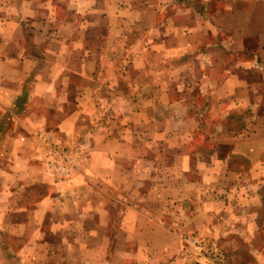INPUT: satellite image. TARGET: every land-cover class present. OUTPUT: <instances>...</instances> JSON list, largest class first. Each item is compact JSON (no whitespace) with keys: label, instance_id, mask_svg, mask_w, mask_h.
Listing matches in <instances>:
<instances>
[{"label":"rangeland","instance_id":"rangeland-1","mask_svg":"<svg viewBox=\"0 0 264 264\" xmlns=\"http://www.w3.org/2000/svg\"><path fill=\"white\" fill-rule=\"evenodd\" d=\"M163 1L165 0L161 3H164ZM176 1L177 4H182L181 9L177 7L182 11V19L175 20L176 22L174 11L178 10H174L173 5L168 6L163 13H159L157 7V12L151 10L152 24L147 21L149 14L144 11L140 14L142 16L145 13L143 18H140L146 23H125L127 17L124 22H119L115 34H111L118 43L116 47L113 46L112 61L100 62L101 57H106L105 52L102 47H97L94 51L93 45L92 50L97 55L96 63H81L87 74L91 75L90 80L86 78L84 81L78 75L67 80L61 76L50 79L34 78L31 77L33 70L30 75L21 78L17 65L7 63V77L1 82L5 90L6 105H0V263L144 264V255L140 252L133 253L130 245L127 252V245L123 244L127 239L123 235L119 233L113 238L104 231L110 224V219L116 230L120 228L118 216L124 208L120 205L112 206L110 199L111 196L115 198L121 194V188L124 186L111 193L109 182L104 185L107 189L103 190V194L98 191L100 187L97 189L96 185L90 182L76 184L73 188L65 190L66 199L69 201L68 211L73 219L70 225H67L69 228L66 232L70 235L66 239L56 236L52 238V233V236L46 234L32 239L24 236L42 222V218V227L39 229L50 231L48 222L54 212L34 216L38 211L36 203L43 198L42 195L52 189V185L45 180L46 175L39 172L40 168H43L44 172H50L56 179L67 180L77 177L83 170H91L92 166L105 167L106 160L94 157V151L107 149L108 143L109 149L121 154L131 153L130 156L134 157L128 161L127 158H114V165L121 171L123 168L120 166H128L134 169L135 180H141L145 176L147 181L151 173L152 183L165 184L164 190L157 187L150 194L146 192L151 201L156 202L165 198L172 200L181 193V190L174 189V185L180 183L176 175L179 166L185 164L184 157L180 156L182 144L189 143L190 147L186 150L195 151L196 157L202 163L211 162L210 164L218 167L222 165L220 158L209 159L206 156L213 147V133L227 129V135L235 136L241 133L239 136L243 138L256 133L257 142L252 143L250 148L256 150V147L264 144V80L254 76L258 61L252 53L239 55L223 52L221 47L218 51L215 49V39L221 40L229 33L226 29L228 19L224 30H210V34L199 36L198 26L206 13L204 5L191 0ZM154 3H158V0H149L148 4L154 7ZM210 5L216 6L217 1L210 0ZM60 18L72 19L71 21L78 23L85 19V16L79 18L64 13ZM161 18H164V22L169 20L172 25L168 23V28L162 30ZM210 20L211 25L218 23L212 15ZM23 23L28 24V21L23 20ZM177 25H181V31L179 27H175ZM23 26L24 30L18 24L10 28V36L7 39L11 41L9 45L4 46L2 54L14 56L15 50L32 41L34 33L30 26ZM192 27L195 30H191ZM53 30L48 33L51 37H72L76 34V31L70 28ZM100 33L96 35L97 39L105 41L108 32L102 29ZM44 34L39 32L37 38ZM176 39L182 40L183 48L178 50V47H175ZM197 39L203 43L210 41V52L205 46L198 50ZM15 40L19 46H15ZM159 41L165 44H158ZM192 41L195 42L193 47ZM210 55L219 61L229 59L230 70L234 69L233 65H236L237 60L243 61L241 70L247 78V85L259 81L260 91L250 90L244 99L242 95L235 94L226 103L216 102L212 95H208L216 83L210 84L211 81H204L206 78L200 75H206L209 71L207 66L211 68ZM71 57L74 58L71 64L79 70L81 65L75 60L77 55L72 53ZM46 65L43 62L39 67L46 68ZM198 70H201L200 74ZM234 71H237V68ZM59 72H55V75ZM47 81H54L56 85L47 90ZM86 83L90 85V89L86 87ZM201 83H204V86L198 88ZM37 84L40 88L37 89L38 93L34 94L32 90H35ZM96 86L98 89L95 92ZM252 89H255V85ZM240 100L244 102L240 104ZM71 113H75V116L71 122L74 128L70 137L61 134L59 130L52 131L51 135L49 131L53 126ZM43 119L48 123V127L33 131V120L37 123ZM241 125L243 126L240 129ZM96 144L99 149H95ZM223 152L226 151L222 150L221 153ZM229 162L230 166L243 167L244 170L241 175L234 171L225 174V178L228 177L226 180L223 173L220 174L216 188L221 189V194H225L224 190H227L228 186L237 191L239 180L248 181L251 178L248 174L250 169L259 167V164L253 166V160L240 156L231 157ZM192 165L195 166L196 163L193 162ZM261 166H264V161ZM156 168L168 173L158 180L154 174ZM38 178L45 181L41 182ZM261 178L263 185L259 191L260 216L255 224L252 223L254 227L248 233L241 235L240 232L233 231L239 230L237 226H226L227 223L222 220L218 222L212 218L208 224L210 236L197 230L185 231L178 252L169 254L166 264H175L177 259L181 264H191L185 260L186 253L183 254L188 248L184 242L187 237L201 239L209 246L216 245L223 253L226 264H260L264 260V177ZM134 191V197L141 196L143 192L142 189ZM55 193L56 191L51 192L52 195ZM190 207V203H183L181 211L187 212ZM156 208L154 205L148 210L155 211ZM171 209L174 210L173 207ZM100 210L109 219L106 226L105 221L103 226L98 221ZM159 214L157 210L155 217L158 219ZM36 219L40 222L36 223ZM180 221L182 225L183 221ZM215 228L222 231L220 236L211 235ZM101 229V237L96 236ZM22 247H26L25 251L28 252L20 254L18 251ZM25 255L27 257L24 261ZM159 257L160 255H154L155 262L159 261Z\"/></svg>","mask_w":264,"mask_h":264},{"label":"crops","instance_id":"crops-1","mask_svg":"<svg viewBox=\"0 0 264 264\" xmlns=\"http://www.w3.org/2000/svg\"><path fill=\"white\" fill-rule=\"evenodd\" d=\"M161 1L162 0H158V3H154V7H151V5L148 4L149 0H0V19H2V21L0 20V105H6L4 101L5 90L1 82L7 77L8 62H12V66L15 64L17 65L18 75H20L21 78L30 75L33 70L34 73L31 77L34 78L46 77L50 79L55 76H61L67 80L74 75H78L80 79L82 78L84 81L86 78L90 80L91 75L87 74L81 63H96L97 55L94 51L97 47H102V51L105 52L104 55H106V57L100 58V62L112 61L113 46L116 47L118 43L117 39L112 37L111 34L113 32L115 34V31L119 27V22H124L125 17H127L125 23L130 21L131 24H136V22H144L141 18H143L142 16L147 12L149 14V20L147 21L150 23L151 10L157 12L158 8L159 13H163L168 6L173 5L174 10L177 9V7L180 9L182 7V4H177L176 0H165L163 1L164 3H161ZM191 1L202 3L204 5V12H206L203 15L202 21L199 23L198 27L200 34L198 35L210 34V30L216 32L217 30H224V24L228 19V23L226 22V29L229 33L221 40L215 39L216 42L214 44L217 45L215 49L218 51V48L221 47L220 49L223 52H234L239 55H250V53H252L256 61H258V63L256 62L257 69L254 71V76L264 80V0H216V6L210 5V0ZM177 10L178 12L174 11V16L176 18L174 21L182 19V11L179 9ZM142 11L145 13L141 16L140 14ZM64 13L79 18H83L84 15L85 19L80 20L78 23L71 21L72 19L62 18V21L60 17L61 14ZM210 15L217 19L218 23L215 22L214 25H211L212 21L210 20ZM163 19L161 18L162 30H166L168 28V23L169 25L172 24H170L169 20L166 21L167 23L164 22L165 20ZM23 20L28 21V24H22ZM178 22L180 24L182 23L181 21ZM14 24H18L22 30H24L23 25H29L34 35L32 36L31 42L25 43L17 51L15 50L14 56L8 57L2 54V50L4 46H7V44L9 45L11 41V39L7 38L10 36L8 34L9 30ZM175 27H179L181 31V25ZM54 28L63 30L70 28L76 31V34H73L72 37H51L48 33H50V30L54 31ZM102 29L108 32L105 41L97 39L96 37L97 34H101L100 32ZM191 30H195V28L192 27ZM39 32L42 34H44V32L46 33L44 36L40 35L41 37L37 38ZM107 36L109 38H107ZM174 42L178 50L183 48L181 39H176ZM197 42L198 50H201L202 46H205L207 51L210 52V41H208V43H203V41L197 39ZM161 43L165 44L163 41L158 42V44ZM17 45L18 41L15 40V46ZM93 45H95L94 51L92 50ZM193 45L195 46V42L192 41V47ZM25 47H27V49H25ZM72 53H74L75 56L77 55L75 60L81 65L79 70L74 68V64H71L72 61H74V58L71 57ZM80 56L82 57L79 58ZM199 56H201V54ZM210 60L212 66L211 68L207 66L209 71L206 75L200 74L201 70H198V74H200L202 78H206L204 81H211L210 84L216 83L212 90L208 92V95H212L219 104L226 103V101H229L232 95L235 94L242 95L244 99L250 90L260 91L261 87L259 81L247 85V78H245L241 70L242 63H244L243 61H236V65L234 64L233 68H237V71H234V69L230 70L228 68L230 63L229 59L224 58L222 61H219L216 58H211L210 55ZM43 62L47 64L46 68L39 67V64ZM58 70L60 72L55 75V72ZM84 81H82L83 84ZM253 84L255 85V89H252V87H254ZM54 85H56L54 81H47V90ZM203 86L204 83H201L198 85V88H202ZM86 87L90 89V85H87V83ZM38 88H40L39 84L36 85L35 90H32V92L35 94ZM97 89L98 87L96 86L95 92ZM198 92L200 93L201 91ZM242 102L244 101L240 100V104ZM74 116L75 113L73 115L72 113L68 114V116L60 120V122L56 123L49 133L52 135V131L56 132V130H59L61 134L70 137L74 128L71 123ZM41 127H48V123L45 119L39 120L37 123L33 120V131ZM225 131H217L212 134L213 147L210 153L206 155L209 159L220 158L222 165L219 167L213 163L210 164V161V163H202L199 158L196 157L195 151L192 149H189V151L186 150L187 147H190L189 143L186 145L182 144L180 156L184 157L185 164L179 166V172L176 178L179 179L180 183L174 185V189L181 190V193H178L172 200L165 198L162 199V201H151V197L149 196L150 192L157 187L159 190H164L165 184L161 185L160 182H156L155 184L152 183L150 180L151 173L148 175L147 181H145V176H143L141 180H135L134 169L128 166H120L123 168L121 171L120 168L114 165V158H127L128 161L131 160L130 158L133 159L134 157L130 156L131 153L121 154L118 153V151L116 152V150L109 149L108 143H106L107 149L94 151V157L103 158L104 161L106 160L105 167L102 165L98 168L92 166V171L83 170L77 177H70L67 180L56 179L50 172H44L43 168H40L39 172L46 175L45 180H48V184L52 185V189L49 190V193L42 195L41 197L43 198L36 203L38 207L36 214L50 211L54 212L48 222L50 231L47 229H39V227H42L43 218L40 219L42 222L36 219V223H40L36 225L29 234L24 236L32 239L38 236L42 237L46 234L52 236L53 234L54 236L52 238L56 236L66 239V237L70 235L66 230H68V226L73 219L71 218V213L68 211L69 201L66 199L65 190L73 188L76 184L79 185L87 182L96 185L97 189L100 187L98 191H101V194H103L104 189H107L104 185L108 182L111 185V189H109L111 193L115 192L116 188L124 186L121 188L123 191L121 194L115 198L112 196L110 198L112 206L116 207L120 205L124 207L123 211L118 216L120 228L116 230L117 228L115 229V225H113V221L110 219V224L104 231L113 238L119 235V233L123 235L127 239L126 242L123 243L127 245V252L128 246L130 245L133 253L140 252L144 255V259L146 258L144 264H166L168 262V255L178 252V248L182 245L181 237L185 231L197 230L210 236L211 231L208 224H210V219L212 220V218L218 222L222 220L227 223L226 226H237L239 230L233 231L245 235L246 232L248 233L254 227L252 223L255 224L258 216H260L261 196L259 191L263 185L261 177H264V166H261V163L264 161V144L256 147V150H253L250 146L252 143L257 142L256 133L246 135L243 138L239 136L241 133L231 136L227 135ZM52 139L54 138L52 137ZM97 144L95 149H99ZM222 150L226 152L221 153ZM208 154H210V156H208ZM234 156L253 160V166L259 164V167L253 169L249 168L250 171H248L250 173L248 174L251 178L248 181H241L240 179L236 187L238 188L237 191L233 190L231 186H228V189L224 190L225 194H221V189L218 190L216 188L220 181L221 173H223V178L225 180L228 178L227 176L225 178V174H231L233 171L234 173H239V175L243 173V167L234 168L230 166L229 159ZM110 158H112L111 161L109 160ZM136 158L138 159V157ZM193 162L196 163L195 166L192 165ZM167 173L168 172H165L163 169H154V174L157 175L158 180ZM183 179H185V181H182ZM39 180L41 182L45 181ZM224 182L226 185L228 184L227 181ZM141 189L143 191L141 196L134 197V190ZM52 191H56V193L52 195ZM146 192H149V194ZM210 194H212L211 200ZM183 203L191 204L189 211H181ZM154 205L157 206L156 209L160 213L159 219L157 216L155 217L157 210H148ZM42 206L44 207L41 208ZM164 207L167 209V213ZM172 207L174 210L171 209ZM36 214L34 216H41V214ZM100 214L98 221L102 226L105 221L106 226L109 219L106 218L107 215H104L102 210H100ZM180 220L183 221L184 225H181ZM228 230V233H230V229ZM102 233L103 229L98 231L96 236L101 237ZM221 234L222 231L215 228L211 235L216 237ZM25 250L26 247H22L18 252L20 254L28 252ZM154 255H160L158 262H155L153 258ZM26 257L25 255L23 258L24 261ZM0 264L8 263L7 261H3V263ZM175 264H181L180 260L177 259ZM260 264H264V260L261 261Z\"/></svg>","mask_w":264,"mask_h":264},{"label":"built area","instance_id":"built-area-1","mask_svg":"<svg viewBox=\"0 0 264 264\" xmlns=\"http://www.w3.org/2000/svg\"><path fill=\"white\" fill-rule=\"evenodd\" d=\"M186 247L185 252L187 258L185 259L191 264H226L223 253L216 245H206L205 241L194 237H187L184 240ZM182 250H184L182 248Z\"/></svg>","mask_w":264,"mask_h":264},{"label":"trees","instance_id":"trees-1","mask_svg":"<svg viewBox=\"0 0 264 264\" xmlns=\"http://www.w3.org/2000/svg\"><path fill=\"white\" fill-rule=\"evenodd\" d=\"M242 126H243V125H241L240 129L242 128ZM226 131H227V129H226Z\"/></svg>","mask_w":264,"mask_h":264}]
</instances>
